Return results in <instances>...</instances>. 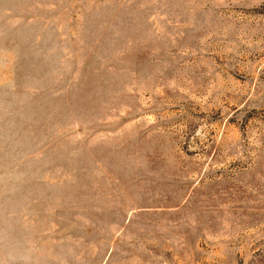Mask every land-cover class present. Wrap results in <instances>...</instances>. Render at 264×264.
Wrapping results in <instances>:
<instances>
[{
  "label": "rangeland",
  "instance_id": "1",
  "mask_svg": "<svg viewBox=\"0 0 264 264\" xmlns=\"http://www.w3.org/2000/svg\"><path fill=\"white\" fill-rule=\"evenodd\" d=\"M0 264H264V0H0Z\"/></svg>",
  "mask_w": 264,
  "mask_h": 264
}]
</instances>
